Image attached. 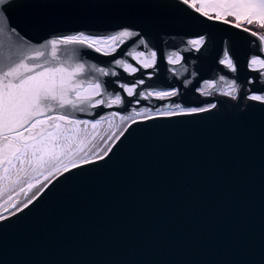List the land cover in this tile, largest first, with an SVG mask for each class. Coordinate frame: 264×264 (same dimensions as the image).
Instances as JSON below:
<instances>
[{
    "label": "water",
    "instance_id": "95a60500",
    "mask_svg": "<svg viewBox=\"0 0 264 264\" xmlns=\"http://www.w3.org/2000/svg\"><path fill=\"white\" fill-rule=\"evenodd\" d=\"M185 7L179 0H11V23L32 47L45 44L49 59V39L80 32L107 36L124 27L140 31L157 52L156 66L141 69L126 55L131 46L115 55L60 46L61 62L116 71L100 79L109 96L120 94L123 101L85 112L69 108L70 119L174 103L216 107L128 121L109 157L65 173L34 205L0 222V264H264V104L247 100L249 90L264 93V81L248 83L256 76L248 61L264 58V51L249 33L198 14L193 19ZM197 35L207 37L204 48L182 51V65H170L168 54ZM225 49L235 73L219 63ZM114 59L139 70L125 72ZM219 74L235 80L242 98L196 89ZM134 79L144 80L137 93L173 88L179 95L129 97L119 85Z\"/></svg>",
    "mask_w": 264,
    "mask_h": 264
},
{
    "label": "snow or ice",
    "instance_id": "6c2138e0",
    "mask_svg": "<svg viewBox=\"0 0 264 264\" xmlns=\"http://www.w3.org/2000/svg\"><path fill=\"white\" fill-rule=\"evenodd\" d=\"M186 6L182 10H191L189 14L197 19V14L206 20L221 21L249 33L259 41L257 50L264 51V0H179ZM11 0H0V222L34 205L45 190L54 186L60 176L70 173L83 165L95 163L109 157L116 142L124 135L120 132L114 138L109 136L103 141L105 147H88L93 133L88 126L96 130L106 117L91 122L89 120L70 119L67 109L85 112L87 108L121 105L120 94L109 96L100 77L117 76L118 73L103 67L86 66L84 63L61 62L57 57L60 46L80 45L104 55H115L121 46H131L130 56L141 69L156 66L157 52L150 49L140 31L121 28L114 34L103 37L80 32L55 39L46 43L51 47V59L45 55V44L32 47L20 31L11 23L7 14ZM232 18L229 20L228 18ZM255 26L261 31L251 27ZM205 35L189 38L180 51H171L167 61L170 65H182L184 52H200L207 44ZM183 43V41H182ZM103 46V47H102ZM143 46L146 51L137 50ZM117 68H123L130 74L139 69L124 59H114ZM219 63L235 73L236 64L229 51H223ZM248 69L256 73L249 77L251 84L259 79L264 81V58L253 55L248 61ZM176 72L175 67L171 69ZM187 71V68H184ZM90 73H95L91 76ZM195 76V73L192 74ZM185 83H191L186 80ZM144 84L139 79L128 86L119 87L129 96H144L136 89ZM208 90H218L233 100L242 98L241 90L234 79L224 75L219 81H205L199 89L202 95H210ZM176 97L178 90L148 92L147 97ZM248 101L264 104V94H255L249 90ZM139 101L137 100V103ZM253 106L252 104L247 107ZM216 104L208 107H181L179 103L166 105L165 110L157 109L151 114L148 109L135 111L131 115L120 116V120L136 123L133 116L150 120L156 117L190 116L209 112ZM56 113L53 115V113ZM112 117L117 113L113 112ZM83 125V127H81ZM91 137V138H90ZM111 141V144H109ZM42 177V179H41ZM6 197V198H5ZM23 197V199H20Z\"/></svg>",
    "mask_w": 264,
    "mask_h": 264
},
{
    "label": "bare ground",
    "instance_id": "6f19581e",
    "mask_svg": "<svg viewBox=\"0 0 264 264\" xmlns=\"http://www.w3.org/2000/svg\"><path fill=\"white\" fill-rule=\"evenodd\" d=\"M219 79H220V77H218L216 79V81H219ZM208 91L211 92V90H208ZM261 94H264V93H261ZM145 109L149 110L148 113H146V114H151V113L155 112L149 108H145ZM160 110L161 111L165 110V107H161ZM137 111H140V110H137ZM134 112H132L131 114H133ZM131 114H129V115H131ZM120 116H125V115L117 114L116 117H109V118L103 119L101 121L100 125H98L96 130H93L91 128V125L89 124L88 133L91 134L94 131L95 139L91 140V143L88 145V147H92V145H99L101 147H105V145L103 144V141L107 140L108 135L110 134V136H112L114 138L119 133V131L123 128V126L128 122V121L122 122L119 118ZM133 118H138V117L133 116ZM77 120H82V119H77ZM81 127H83V125H81ZM110 142L111 141H109V143ZM20 199H23V197H20ZM0 211H2V209Z\"/></svg>",
    "mask_w": 264,
    "mask_h": 264
},
{
    "label": "flooded vegetation",
    "instance_id": "af4514ba",
    "mask_svg": "<svg viewBox=\"0 0 264 264\" xmlns=\"http://www.w3.org/2000/svg\"><path fill=\"white\" fill-rule=\"evenodd\" d=\"M131 64H132V63H131ZM132 65H133L134 67H137V66H136V65H134V64H132ZM137 68H138V67H137ZM147 74H148V75H150V74H151V72H147ZM137 80H138V79H134V82H135V81H137ZM132 83H133V82H132ZM132 83H131V84H132ZM131 84H126V85H128V86H131Z\"/></svg>",
    "mask_w": 264,
    "mask_h": 264
},
{
    "label": "rangeland",
    "instance_id": "374dc122",
    "mask_svg": "<svg viewBox=\"0 0 264 264\" xmlns=\"http://www.w3.org/2000/svg\"><path fill=\"white\" fill-rule=\"evenodd\" d=\"M229 20H231L232 18H228ZM103 47V46H102ZM82 120H87V119H82ZM90 121V120H89ZM91 122H95V121H91ZM91 125V124H90ZM110 136V134L108 135V137ZM41 179H42V177H41ZM6 198V197H5ZM0 202H2V201H0ZM1 210V209H0Z\"/></svg>",
    "mask_w": 264,
    "mask_h": 264
}]
</instances>
